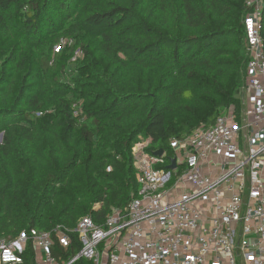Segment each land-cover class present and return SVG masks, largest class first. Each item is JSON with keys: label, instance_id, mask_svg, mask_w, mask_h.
<instances>
[{"label": "trees", "instance_id": "trees-1", "mask_svg": "<svg viewBox=\"0 0 264 264\" xmlns=\"http://www.w3.org/2000/svg\"><path fill=\"white\" fill-rule=\"evenodd\" d=\"M247 2L0 0V241L64 227L76 242L81 218L101 224L139 192L140 137L167 162L172 139L240 121Z\"/></svg>", "mask_w": 264, "mask_h": 264}, {"label": "built area", "instance_id": "built-area-1", "mask_svg": "<svg viewBox=\"0 0 264 264\" xmlns=\"http://www.w3.org/2000/svg\"><path fill=\"white\" fill-rule=\"evenodd\" d=\"M247 4L253 9L244 24L250 104L240 121L231 110L172 139L175 156L167 166L175 158V170L165 167L166 155L147 152L151 138L135 145L140 190L126 208H113L101 224L81 218L76 242L64 227L3 239L0 264H24L28 250L36 264H264L263 0ZM73 246H79L74 256L60 254Z\"/></svg>", "mask_w": 264, "mask_h": 264}, {"label": "rangeland", "instance_id": "rangeland-1", "mask_svg": "<svg viewBox=\"0 0 264 264\" xmlns=\"http://www.w3.org/2000/svg\"><path fill=\"white\" fill-rule=\"evenodd\" d=\"M64 42L66 43V45H71L72 43L74 44L73 41L68 42V40H65ZM67 42H68V43H67ZM63 47H65V46H63ZM63 47H62V48H63ZM62 51H63V50H62ZM56 52H57V50H56ZM241 98H242V99H241L242 101H244V100L246 99V98H245V95H244V90H242ZM245 109H246V106L244 105V107H243V105H242V111H241V113L244 112ZM147 139H148V138L140 137V140H139V142L136 144V146H138V145H142V146H143V145H146V141H147ZM2 143H3V139L0 141V145H1ZM136 146H135V147H136ZM135 147H134V148H135Z\"/></svg>", "mask_w": 264, "mask_h": 264}, {"label": "water", "instance_id": "water-1", "mask_svg": "<svg viewBox=\"0 0 264 264\" xmlns=\"http://www.w3.org/2000/svg\"><path fill=\"white\" fill-rule=\"evenodd\" d=\"M2 139H3V134H0V141H1ZM155 155L161 157V156L164 155V151H163V150H159V151L155 152ZM171 162H172V163L168 166V168H169L170 170H175L176 167H177V165H176V159L173 158V159L171 160Z\"/></svg>", "mask_w": 264, "mask_h": 264}, {"label": "crops", "instance_id": "crops-1", "mask_svg": "<svg viewBox=\"0 0 264 264\" xmlns=\"http://www.w3.org/2000/svg\"><path fill=\"white\" fill-rule=\"evenodd\" d=\"M244 95H245V100L244 101H242V105H243V107H244V105L246 106V109H247V107L249 106V104H250V96L248 95V93L246 92V90H244ZM245 109V110H246ZM218 155H225L224 153H220V154H218Z\"/></svg>", "mask_w": 264, "mask_h": 264}]
</instances>
